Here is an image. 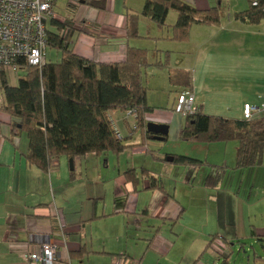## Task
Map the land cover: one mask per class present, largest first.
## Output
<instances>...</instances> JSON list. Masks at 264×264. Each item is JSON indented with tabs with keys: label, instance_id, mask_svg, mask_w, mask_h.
Here are the masks:
<instances>
[{
	"label": "crops",
	"instance_id": "obj_1",
	"mask_svg": "<svg viewBox=\"0 0 264 264\" xmlns=\"http://www.w3.org/2000/svg\"><path fill=\"white\" fill-rule=\"evenodd\" d=\"M183 1L199 10L219 3V0ZM143 3L144 0H83L70 5L68 0H58L56 20L71 23L69 45L76 54L98 62H119L125 59L128 47L149 50L142 44L141 32V25L149 22L147 18H139L141 37L129 38L125 34L126 8L139 12ZM233 13L226 18L222 16L218 24H193L188 39L179 41L171 39L176 13L169 11L168 29L165 33L155 31L151 37L154 48L148 54L155 61L164 55L171 67L191 71L190 91L202 112L240 118L244 103H264V74L261 66L255 74L247 64L234 62V51H249L252 47L250 35L241 28L245 22L235 19ZM261 22L256 24L261 27ZM153 26L149 24L150 28H156ZM52 27L55 30L57 25ZM260 39L257 46L261 51ZM46 55L45 52L44 58ZM5 76L14 84L9 80L11 73L5 72ZM181 90L178 87L176 95ZM1 98L0 90V105ZM150 103L152 111L145 114V123L167 124L168 134L164 139L178 137L184 116L172 106L156 109L155 102ZM116 111H107V116L127 145L122 152L77 156L72 160V168L69 158L60 156L53 158L48 170L43 171L26 162L27 137L13 126L15 119L0 109V264H27L23 255L38 250L41 241L46 239L58 247L55 264H86L92 257L96 264H111L112 257L118 254L138 258L142 264H220L235 246L245 252L246 241L253 242L250 245L253 253L247 254V264H264L261 241L252 234L254 230L257 235H264L261 195L255 202L258 205L255 212L251 211L249 202L255 187H259L260 194L261 187L264 188V177H261L264 163L233 168L235 160L206 159L210 165L227 166L220 183L214 188L206 187L203 181L209 166L174 165L166 160L177 155L173 153L162 158L156 152L160 146L148 143L153 136H147L144 130L131 131L122 122L123 118L133 115L126 113L125 117H118ZM216 144L220 143H210L206 148H214ZM114 155L116 172L112 176L100 177L91 183L87 178H78L74 172L75 165L81 164L80 157H102L108 168V160ZM83 167L87 169L86 162ZM142 168L159 177L163 190L148 188L146 177L139 181L140 188L131 190L124 172L134 169L139 174ZM197 176L199 182H196ZM185 188L191 192L197 188L199 199L209 201L208 210L197 211L194 224L182 200ZM186 226L201 229L191 240L193 250L187 263L183 254L171 253ZM254 244L259 250L253 248ZM207 249L211 250L208 256ZM228 260L231 264L230 256Z\"/></svg>",
	"mask_w": 264,
	"mask_h": 264
},
{
	"label": "trees",
	"instance_id": "obj_2",
	"mask_svg": "<svg viewBox=\"0 0 264 264\" xmlns=\"http://www.w3.org/2000/svg\"><path fill=\"white\" fill-rule=\"evenodd\" d=\"M217 3L199 10L183 0H144L139 12L125 10V34L129 38L141 37L139 18L145 17L157 26L165 25L169 11L176 13L171 26V39L187 40L193 24H218L223 16L222 4ZM233 13L235 19L245 23H259L264 19V0ZM50 25V26H49ZM47 47L60 53V60L51 62L43 59L39 66L18 62L17 82L10 84L0 68V109L15 119L13 126L24 133L28 140L25 160L46 171L53 158L65 156L72 160L77 156L93 153L97 156L113 153L118 155L127 146L117 136L109 110H132L136 123L130 130H145V114L152 111L147 104L146 87L143 85L142 68L146 64V49L128 47L125 59L119 62H98L76 54L70 47L72 25L69 21H49ZM57 25L53 30L52 26ZM69 27L63 37L59 30ZM170 84L190 90L192 73L188 69L174 68L165 57ZM182 91V90H181ZM178 137L183 140L203 143L237 142L233 168H244L264 163V113L249 119L227 118L206 114L198 107L194 114L184 116ZM173 163L186 167L209 166L203 184L214 188L221 180L227 166L210 165L206 161L186 155H173ZM131 190L140 188L139 181L146 177L148 188L163 190L159 177L141 169L124 172ZM139 186V187H138ZM252 234L261 241L264 254V235ZM227 255L220 264H229Z\"/></svg>",
	"mask_w": 264,
	"mask_h": 264
},
{
	"label": "rangeland",
	"instance_id": "obj_3",
	"mask_svg": "<svg viewBox=\"0 0 264 264\" xmlns=\"http://www.w3.org/2000/svg\"><path fill=\"white\" fill-rule=\"evenodd\" d=\"M249 6V0H223L222 2V10H223V17L226 18L227 15L230 13H233L234 10L236 11H242L246 9ZM172 11V10H171ZM149 22L143 23L141 26V32L144 34L142 38V44H144L145 48H148L149 50L154 48L153 44V38L152 36H155V31H161L162 33H165L168 29L167 22L165 21V25L163 27L157 26L153 21L147 20ZM153 24V27L156 28H150L149 24ZM49 25V24H48ZM50 26V25H49ZM241 28H243V31L245 33H248L250 35V43H251V49L249 51H234V62L243 65L247 64L252 71L255 72V74H258V67L261 66V74H264V19H262L261 27L258 26L255 23H245ZM156 29V30H155ZM149 34V37L148 35ZM261 38V39H260ZM259 39L261 40V51L258 50L257 44L259 43ZM147 50V49H146ZM147 50V52L149 51ZM55 48L47 47L46 48V58L47 60L51 62H56L60 60V55ZM261 52V53H260ZM165 57L162 55L160 57V61L164 63ZM146 64L143 65L142 68V76L143 80L142 83L146 87V98H147V104L150 106V102H155L154 104L158 107H155L156 109L161 108H174V101L175 96L178 87L170 84L168 77L166 75L167 68L165 66H159L158 63H156L155 60L147 55L146 58ZM23 71H19L18 75H22ZM12 74V73H11ZM13 76L10 77V82L16 83L18 75L15 73L12 74ZM153 100V101H152ZM125 110H117L116 115L118 117H125L126 115ZM122 120V119H121ZM127 121V122H126ZM135 122L134 116H130L127 119L123 118V121L127 127L132 126V122ZM125 127V126H123ZM121 132H124L123 129L119 128ZM136 131H141V129H137ZM135 132V130H134ZM24 135V134H23ZM25 136V135H24ZM26 137V136H25ZM148 143L150 145H159L160 148L158 151V154L162 158H165L167 155L170 154H177V155H186L191 158H197L201 161L204 160H228V162H233L235 160V154H236V145L237 142L234 140L227 141V142H214V143H220L216 144L217 146H212L214 148H206L207 145H210V143H203L199 141H190V140H183L179 137H170L168 136L164 140H156L153 138L148 139ZM208 147V146H207ZM211 147V146H209ZM116 156H111L108 160V168L105 167L103 164V158L102 157H96V156H89L88 158L80 157L79 160H81L80 165H75L74 172L76 176L79 178H87L91 183H93L94 180H97V178L100 177H109L112 176L116 170L113 169V166L116 164ZM84 162L87 164V169L84 170ZM153 164V163H151ZM68 165V164H67ZM177 166H180L179 164H174ZM176 167V166H174ZM156 168L158 170L157 166H152V169ZM161 170L166 173L167 169L161 168ZM160 171V170H159ZM261 177H264L262 175ZM264 179V178H262ZM167 180V179H166ZM199 182V177L197 176L196 182ZM167 182H170L167 180ZM182 187V186H181ZM251 193V199L249 202L251 203L250 208L252 212H255V210L258 208V205L256 206L258 196L261 195V214L264 213V188L261 187V194L259 187H255ZM190 188H185L183 191V198L186 207H187V216L190 218L192 223L194 224V218L197 217V211L198 210H208V200L199 199V196H197L198 192H196L198 189H193V192L189 190ZM180 192V191H179ZM243 192V191H242ZM194 193L193 195H191ZM264 220V214L261 215V221ZM264 222V221H262ZM193 226V225H191ZM194 228V227H193ZM201 233L200 227L195 229H190L189 226H186L183 229V233L181 238L179 239L178 244L176 243V246L173 248L171 253H180L183 254V260H185V263L189 260L190 256L192 255L191 251L193 248H191L190 243L193 237H197L198 234ZM253 243V242H252ZM250 241H246L244 244V249L246 250L243 252V250H238V246H235L232 250V253H230V262L231 264H247V254L252 255L253 249H251L250 245L252 244ZM254 249L259 250V246L254 244ZM178 249V250H177ZM210 250V249H209ZM207 249L206 256L211 254ZM211 251V250H210ZM262 251V250H261ZM116 256V255H115ZM113 256L112 258H114ZM142 264V260L140 261ZM86 264H96L95 258H90L86 261ZM98 264V263H97Z\"/></svg>",
	"mask_w": 264,
	"mask_h": 264
},
{
	"label": "built area",
	"instance_id": "obj_4",
	"mask_svg": "<svg viewBox=\"0 0 264 264\" xmlns=\"http://www.w3.org/2000/svg\"><path fill=\"white\" fill-rule=\"evenodd\" d=\"M58 0H0V68L9 73H17L18 62L39 66L45 57L48 43L47 29L49 21L58 19L55 5ZM83 0H68L70 5ZM257 5V0H252ZM264 9V8H262ZM69 27L59 30L65 36ZM194 94L190 90L179 91L173 110L183 116L198 111ZM127 115H134L127 110ZM264 113V103L242 105L241 117L252 118ZM117 136L120 137L117 132ZM58 214V213H57ZM57 216V219L60 217ZM58 247L49 239L41 241L39 249L23 255L27 264H55L59 255ZM111 264H141L140 259L118 254Z\"/></svg>",
	"mask_w": 264,
	"mask_h": 264
},
{
	"label": "water",
	"instance_id": "obj_5",
	"mask_svg": "<svg viewBox=\"0 0 264 264\" xmlns=\"http://www.w3.org/2000/svg\"><path fill=\"white\" fill-rule=\"evenodd\" d=\"M145 130L151 133L154 139L162 140L168 134V125L164 123L148 121L145 123ZM166 160L172 161L173 156L166 157ZM68 161L69 167L72 168V159L70 158Z\"/></svg>",
	"mask_w": 264,
	"mask_h": 264
}]
</instances>
